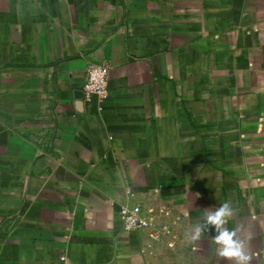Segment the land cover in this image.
I'll use <instances>...</instances> for the list:
<instances>
[{"label": "crops", "instance_id": "obj_1", "mask_svg": "<svg viewBox=\"0 0 264 264\" xmlns=\"http://www.w3.org/2000/svg\"><path fill=\"white\" fill-rule=\"evenodd\" d=\"M261 126L264 0H0V264H232L188 235L225 201L264 264ZM154 188L181 245L149 257L120 208Z\"/></svg>", "mask_w": 264, "mask_h": 264}, {"label": "built area", "instance_id": "obj_2", "mask_svg": "<svg viewBox=\"0 0 264 264\" xmlns=\"http://www.w3.org/2000/svg\"><path fill=\"white\" fill-rule=\"evenodd\" d=\"M82 91L87 104L96 98L99 110L111 98L110 69L103 65H90L87 69ZM128 204L120 208V220L124 231L142 235L143 256L156 257L161 248L177 251L181 245L178 229L181 217L175 207L162 195L159 188L136 195L127 190ZM65 261V258L61 259Z\"/></svg>", "mask_w": 264, "mask_h": 264}, {"label": "clouds", "instance_id": "obj_3", "mask_svg": "<svg viewBox=\"0 0 264 264\" xmlns=\"http://www.w3.org/2000/svg\"><path fill=\"white\" fill-rule=\"evenodd\" d=\"M258 131H264V126L258 127ZM233 213L234 209L228 201L214 211H206L188 234L189 238L193 243L198 242L205 233L214 229L216 235L212 240L217 246L218 257L232 264H251L252 254L246 248L245 242L239 238L237 230L226 227ZM196 250L193 248V251Z\"/></svg>", "mask_w": 264, "mask_h": 264}, {"label": "water", "instance_id": "obj_4", "mask_svg": "<svg viewBox=\"0 0 264 264\" xmlns=\"http://www.w3.org/2000/svg\"><path fill=\"white\" fill-rule=\"evenodd\" d=\"M75 97L77 98V99H79V100H83V97H84V93H83V91H77L76 93H75Z\"/></svg>", "mask_w": 264, "mask_h": 264}]
</instances>
